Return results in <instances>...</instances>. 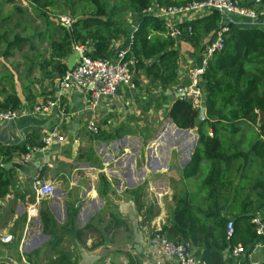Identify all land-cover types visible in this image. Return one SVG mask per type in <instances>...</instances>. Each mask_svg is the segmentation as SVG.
Listing matches in <instances>:
<instances>
[{"label":"trees","instance_id":"1","mask_svg":"<svg viewBox=\"0 0 264 264\" xmlns=\"http://www.w3.org/2000/svg\"><path fill=\"white\" fill-rule=\"evenodd\" d=\"M152 1L158 8L169 9L205 0H3L13 6L8 15L0 11V113L16 112L21 107L16 82L32 109L53 101L68 70L65 59L73 48L91 46V52L85 50L87 56L106 57L112 42L129 32L131 25L123 15L143 14ZM237 1L257 17L264 16V0ZM63 16L70 19L69 27L62 24ZM36 20L40 24L30 29L27 22ZM221 28H226L222 46L207 60L202 75L205 118L200 120L199 109L184 98L176 99L166 112L178 128L196 129V146L182 178L202 180L193 191L179 190L171 218L153 234L188 243L204 264H234L230 249L236 245L246 248L242 260L256 264L248 257L255 245L264 241L255 234L252 223L255 215L264 217V31L232 22L223 24L216 10L174 27L163 18L145 14L131 35L124 58H132L136 73L143 71L151 83L165 89L177 77V40L204 48ZM173 29L177 35H172ZM133 84H139L136 77ZM37 89L44 98L35 104L38 96L32 90ZM43 137L40 128L32 127L21 146L0 144V198L8 193L13 176L2 164L14 155L25 156L44 148ZM136 192L132 195L137 196L136 207L145 224L157 211L140 200L142 192ZM40 216L43 233L53 236L47 247L55 256L46 264H75L70 254L58 249L63 242L61 231L68 232V226L75 231L74 210H69L67 226L62 229L52 223L47 212ZM230 220L234 232L227 239ZM75 233L80 236V230ZM128 264L139 262L130 257Z\"/></svg>","mask_w":264,"mask_h":264},{"label":"crops","instance_id":"2","mask_svg":"<svg viewBox=\"0 0 264 264\" xmlns=\"http://www.w3.org/2000/svg\"><path fill=\"white\" fill-rule=\"evenodd\" d=\"M156 7L152 1L145 13L123 16L136 28L143 15H155ZM1 11L8 15L12 9L6 11L2 7ZM209 12L198 10L160 18L174 27ZM231 22L241 28L264 31V16L247 20L234 18ZM131 35L128 33L113 41L106 57L115 58L129 51ZM176 48L179 51L177 77L169 87L161 89L158 83H151L143 71L136 73L133 69L130 84L120 86L113 96L102 97L95 105L84 89L73 85L60 90L59 84L53 99L59 100L64 109L55 107L49 113H33L16 82L15 89L22 104L15 112L16 117L0 121V144L21 146L32 127L40 128L44 136L56 129L65 140H54L29 153L28 160L25 159L28 154L14 155L6 163L10 168L5 169H11L13 176L8 193L0 198V264H46L55 252L47 247L53 236L43 233L40 214L47 212L52 223L62 229L67 226L69 210H74L72 229L75 231L69 226L70 232L61 231L63 242L58 249L70 254L75 264H128L130 257L145 264L152 252L148 237L165 224L167 216L159 205L157 214L143 224L132 190L144 188L161 202L167 195L171 200L172 187L177 184L188 191L195 188L189 187L191 180L182 178V170L196 146V129L177 130L166 112L181 98L178 89L191 84L190 71L200 63L204 48L183 40H177ZM85 50L91 52L92 48ZM74 52L73 48L65 59L67 66ZM135 77L139 82L137 87L133 84ZM201 82L199 113L204 108ZM32 92L38 96L35 104L41 103L44 98L38 95L41 90ZM90 122L99 126L98 137L88 131ZM37 176L52 183L55 190L50 198L40 201L36 216L29 219L27 209L35 202L34 178ZM124 222L130 227L129 234H125L123 241L120 235L112 239L115 235L107 231L106 226L113 228ZM87 226L91 228L86 229ZM77 230L80 236L75 233ZM5 235H12V241L3 243L1 237ZM250 258L252 263L264 262V247L255 249Z\"/></svg>","mask_w":264,"mask_h":264},{"label":"built area","instance_id":"3","mask_svg":"<svg viewBox=\"0 0 264 264\" xmlns=\"http://www.w3.org/2000/svg\"><path fill=\"white\" fill-rule=\"evenodd\" d=\"M198 10L205 11H218L221 14L222 23H230L234 18L239 20L255 19L257 16L254 11L243 6L237 0H205L201 3H192L185 7L179 8H158L153 11L157 17L166 18L177 13H187ZM61 22L66 27L70 26V19L63 16ZM226 28H221L216 33V38L210 44H207L202 52L200 63L193 67L190 71V85L183 89H178L181 98L189 100L193 105L199 108V101L202 97V91L199 87L202 81L207 60L212 54L219 50L222 46V33ZM176 29L172 30V35H177ZM74 51L79 54V61L71 68L68 69L64 76L60 79V90H66L73 85L78 88L84 89L90 96V99L95 105L102 97L113 96L118 88L124 84H130L132 78V70L134 60L132 58L125 59L124 53H120L115 58H97L93 59L87 56L85 48L75 46ZM59 100L48 101L43 105H38L32 109L33 113L45 114L49 113L55 107H61L62 104ZM16 117L15 112H2L0 113V121L8 120ZM88 131L96 136L100 133V128L96 124L90 122L87 126ZM45 145L50 144L52 141H64L65 137L60 135L56 129L50 130L43 137ZM29 159V154L25 156ZM34 195L35 202L27 209L28 218H32L37 214V205L40 201L48 199L53 195L55 187L52 183L43 181L40 177L34 178ZM255 234L259 237H264V217L262 215H255L252 218ZM160 229V228H159ZM157 229V230H159ZM155 231V230H154ZM153 231V232H154ZM148 237V245L152 248L151 254L145 264H204L196 255L195 249L188 243L173 242L165 236L153 234ZM234 232L233 223L230 220L226 225V237L229 239ZM13 239L12 235H5L1 237L3 243H9ZM259 247H264V241L255 245L253 251ZM230 255L234 258V264H250L249 261H244L241 258L246 255V248L242 245H236L230 249ZM251 254L248 259L251 261Z\"/></svg>","mask_w":264,"mask_h":264},{"label":"rangeland","instance_id":"4","mask_svg":"<svg viewBox=\"0 0 264 264\" xmlns=\"http://www.w3.org/2000/svg\"><path fill=\"white\" fill-rule=\"evenodd\" d=\"M4 4L5 3L3 1L0 2V11L2 10V7L6 11H9L10 9H12V7H8V6L6 7V6H4ZM17 5L22 6L19 3ZM27 23H28V26L30 27V29H33L35 27V25H39L40 24V21L36 20L35 23H32V22L31 23L27 22ZM22 26H23V24H22ZM18 56L20 57V55H18ZM194 180L197 181V182L194 183ZM201 180H202V178H200V179H191V181H190L191 183L190 182L188 183L189 184V187L195 186V188H196V185L200 184ZM172 188H173V191H172V195H171V200L169 199L170 198V195H167L166 198H164V199L162 198L161 202H157L156 199L154 198L153 194L147 192L146 190H144V188H140L137 192L135 190V192H136L135 194L138 195V194H140V192H142L144 195H143V197L142 196L140 197V200L142 202H145L147 205H153L154 206V209L156 211L158 210V207L160 205V209L167 216V218H165V221H166L165 224H166L168 222V220L171 218V214H172V211L174 209V201L173 200H175L174 199L175 195H177L179 193L180 186H179V184H177L176 187H172ZM182 188H184V187H182ZM195 188H194V190H195ZM132 191H134V190H132ZM136 197L137 196H133L134 203H135V198ZM135 208H136V203H135ZM136 211H138L137 208H136ZM106 229H107V231H110V233L112 235H115V236L112 237V239H114V238L115 239H118V237L120 235L122 241L124 240L125 234H129V231H130L129 225L127 223H125V222L124 223L117 224L113 228L106 226ZM67 242H68V240L66 241V243Z\"/></svg>","mask_w":264,"mask_h":264},{"label":"water","instance_id":"5","mask_svg":"<svg viewBox=\"0 0 264 264\" xmlns=\"http://www.w3.org/2000/svg\"><path fill=\"white\" fill-rule=\"evenodd\" d=\"M135 27H130V29H129V34H131V33H133L134 31H135ZM79 61V54L78 53H76V52H74V54L73 55H71V57H70V59H69V61H68V68L69 69H71L74 65H75V63H77ZM59 78V77H58ZM199 84H202V82L200 81V83ZM205 118V108H202L201 110H200V113H199V119L200 120H203ZM177 130H179V131H183V129H181V128H177ZM191 132H192V134L195 136V132H194V130H191ZM3 167L4 168H10V165L9 164H5V165H3Z\"/></svg>","mask_w":264,"mask_h":264}]
</instances>
